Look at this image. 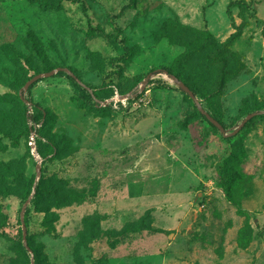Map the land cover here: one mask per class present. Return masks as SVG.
Segmentation results:
<instances>
[{
    "label": "rangeland",
    "instance_id": "1",
    "mask_svg": "<svg viewBox=\"0 0 264 264\" xmlns=\"http://www.w3.org/2000/svg\"><path fill=\"white\" fill-rule=\"evenodd\" d=\"M232 1L136 0L115 17L129 0H0V264H264V0ZM228 10L240 62L218 94H195L223 133L164 70L209 93L220 63L200 46L181 58L186 39L163 25L224 42L237 31ZM111 34L128 38L130 61ZM77 79L106 88V109ZM18 96L48 110L57 151L42 158L15 140ZM59 187L76 199L56 207Z\"/></svg>",
    "mask_w": 264,
    "mask_h": 264
},
{
    "label": "trees",
    "instance_id": "2",
    "mask_svg": "<svg viewBox=\"0 0 264 264\" xmlns=\"http://www.w3.org/2000/svg\"><path fill=\"white\" fill-rule=\"evenodd\" d=\"M136 0H129V3L127 5H125L121 12L119 14H117L115 17H120L124 11L130 7H132L135 4ZM244 3H246L245 0H236V1H232L230 3L229 6H233V5H243ZM229 16L231 18V20L233 21V26L235 29H237V31L235 33H233L226 41L224 42H220L216 36L214 35V33L208 29H202V28H197V27H193L189 24H184L181 22H177L174 20H170L169 23L164 24L163 25V29H165L166 33L168 36H170L173 39H186L184 42H181L183 45L186 46V51L180 55V57H187L188 55H190L192 53V49L195 46H200L203 47L205 49H207L208 51H211L213 53V55L211 56L212 62L217 64L219 66L218 68V87L217 88H213V90H211V92H206V90L204 88H200L197 87L196 85H192L188 80H186V78L184 77V75L182 74V72H180L177 68H173L170 66H165L164 70L166 72H168L169 75L175 76L177 77L180 81H183L195 94L197 93H201L205 98L208 97V95L212 94H218L221 90V88L224 87L227 79L230 77L229 76V70L228 68H230L231 65V60H235L236 62H240V54L237 52H234L230 49L231 44L236 41V39L239 37L240 35V25H236L234 23V19L231 15L230 10H228ZM121 32V30H119ZM113 41L115 43H119V44H123V48L125 50L124 53V59L125 61H130V56H131V52L129 50V46L127 44V37L125 38H119L118 35L116 34H111ZM176 41V40H175ZM179 57V58H180ZM47 70H51V68H46ZM93 94L91 93L90 95L92 96V100L95 97L96 99H106L105 94L107 92L105 87H99V88H94L91 87ZM190 97V96H189ZM27 100L33 105L34 107V114L32 116V119L34 120V122L36 124H40V127L37 129V134H38V138L36 139V146H37V151L39 152V154L42 156V158L46 157L48 154L54 153L55 151H57V146H58V142H57V135L55 133H53L52 128H49V112L46 108L42 107L40 104H34L31 100H29L27 98ZM18 101L20 102V104L22 105L23 109H21V121H22V125H20V130L18 135L15 137V140H20L21 137H24V139L27 142L28 145V150L31 154L32 148L29 145V139H30V132H31V128L29 125V117L30 115L28 114V104L25 100L21 99L18 96ZM99 109H106L103 107H98ZM200 115L208 120L206 118V116H204L203 114L200 113ZM222 125H223V121L220 117V115H218V113H216L215 111H213L212 114ZM254 119V118H253ZM209 121V120H208ZM210 122V121H209ZM211 123V122H210ZM248 124V122L246 123ZM46 139V140H45ZM43 140H45L46 142L43 143ZM226 170V180L225 183L223 185L226 193L228 196H230L231 194V186H232V180H233V174L229 171L228 167L225 168ZM45 174L42 170V174L40 176V179L38 181V183H36L35 185V201L37 202L40 198H42V196L44 195V183H45ZM49 195H51L53 197V201H56V207H60L63 206L65 204H67L69 201L71 200H75L77 197V194L72 190H66L63 189L62 187H59V189L54 190V192H49ZM201 199V198H200ZM204 204V202H202ZM46 211L49 213L50 212V207L46 208ZM26 216V215H25ZM48 221V220H47ZM26 222V226H28V221L27 218L25 220ZM31 250L35 253V249L30 246Z\"/></svg>",
    "mask_w": 264,
    "mask_h": 264
},
{
    "label": "water",
    "instance_id": "3",
    "mask_svg": "<svg viewBox=\"0 0 264 264\" xmlns=\"http://www.w3.org/2000/svg\"><path fill=\"white\" fill-rule=\"evenodd\" d=\"M65 70L69 71L68 69L65 68ZM57 71L56 70H52L48 73H44V74H39L36 78H34L33 80L29 81L27 84H26V89L31 85V83L38 79V78H41V77H44V76H53L54 74H56ZM69 73L72 75V76H75L73 73H71L69 71ZM172 76V75H171ZM173 79L177 82V84L179 85V87L185 91L189 96L190 98H192L193 100H195L196 104L198 105L201 113L206 116V118L212 123L214 124L216 127H218L223 133H225L226 129L224 128V126L210 113L208 112L207 110L204 109V107L202 106L201 102L196 98V95L195 93L183 82V81H180L177 77L175 76H172ZM77 81L79 82V84L83 85L87 90H89L92 94H93V91L91 88H89L88 86H86L81 80L77 79ZM22 98L27 102L29 103V101L27 99H25L23 96ZM263 112L262 111H255V112H251L249 113L245 118L244 120L241 122V124L239 125V127L235 130V132L233 134H236L238 133L244 126L245 124L250 120L252 119L253 117L257 116V115H260L262 114ZM225 135H228V134H225ZM32 154L33 155H40L39 152L37 151V148L34 147L33 150H32ZM40 167H41V163H38V177L40 178ZM35 193V186L33 188V192H32V195ZM31 198H29L26 203L24 204V207H23V217H24V212H25V209L26 207L29 205V202H30ZM22 223H23V227H24V241H25V246L27 247V249L32 252L31 248L27 245V242H26V238H27V233H26V227H25V222H24V218H22ZM32 264H35V261L32 260Z\"/></svg>",
    "mask_w": 264,
    "mask_h": 264
},
{
    "label": "built area",
    "instance_id": "4",
    "mask_svg": "<svg viewBox=\"0 0 264 264\" xmlns=\"http://www.w3.org/2000/svg\"><path fill=\"white\" fill-rule=\"evenodd\" d=\"M93 104H95L94 106L96 107H106L107 104L110 102V100L108 99H96L95 97L92 100ZM28 104V114L30 115L29 117V125L31 128V132H30V139H29V145L31 146L32 150L34 147L37 148L36 146V139L38 138V134H37V129L40 127V124H36L34 122V120L32 119V116L34 114V107L33 105L29 102ZM205 204H202V207H204Z\"/></svg>",
    "mask_w": 264,
    "mask_h": 264
}]
</instances>
